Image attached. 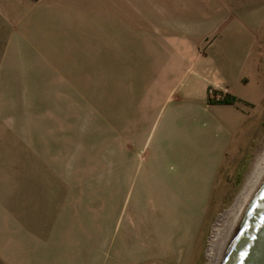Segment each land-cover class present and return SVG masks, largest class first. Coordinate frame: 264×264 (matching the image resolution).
Wrapping results in <instances>:
<instances>
[{"label": "crops", "instance_id": "obj_1", "mask_svg": "<svg viewBox=\"0 0 264 264\" xmlns=\"http://www.w3.org/2000/svg\"><path fill=\"white\" fill-rule=\"evenodd\" d=\"M49 3L46 9L49 8L50 30L57 39L63 37L62 29L66 28L65 40H95L91 36H95L97 29L96 40H112L108 56L113 63L120 59L122 44L129 52L125 79H120L121 86L113 93V172L119 193L127 196L133 206L134 217H118V226L127 218L132 234L159 237H154L151 245L141 240L145 247L139 250L140 256L145 254L146 246L171 251L168 246L174 243L177 251L187 252L190 258L197 244H203L217 213L214 193L219 172L237 133L226 121L241 122L245 117L242 108L262 100L241 92L249 82L243 72L219 75L215 45L219 40L231 58H241L249 40L251 44L258 40L249 31L251 26L260 25L258 6L248 0ZM5 9L0 11L2 40H51L44 9L37 10L33 5L29 13L25 8L20 10L18 15H28L17 19L21 20L18 24L10 21L16 18ZM60 11H66L64 21ZM86 49L81 44L82 80L89 75L85 69V64L89 65ZM100 61L104 63L106 57L100 55ZM55 65V86L65 82L71 92L81 85L82 81L76 82V86L72 81L71 64L67 63L66 73L62 65ZM115 65H121V61ZM114 75L117 77L116 72ZM85 80L83 85L88 82ZM221 85L231 88L229 95L237 99L234 104L210 102V88ZM85 92L88 94L89 86L82 89L83 95ZM229 108L235 112H228ZM25 156L33 158L19 165L18 170L0 166L2 264H11V220L20 221L24 229L23 253L34 256L41 252L42 243L49 244L59 221L67 219L68 206L72 213L74 168L57 158L67 154L52 150L41 154V150H33ZM80 184L83 190L84 183ZM79 193L83 198V191ZM35 245H39L38 250ZM73 252V246L66 248V264H73ZM27 258L31 257L25 256L22 261Z\"/></svg>", "mask_w": 264, "mask_h": 264}, {"label": "rangeland", "instance_id": "obj_2", "mask_svg": "<svg viewBox=\"0 0 264 264\" xmlns=\"http://www.w3.org/2000/svg\"><path fill=\"white\" fill-rule=\"evenodd\" d=\"M49 1L0 0V11L2 7L6 8L11 17L16 18L10 21L16 24L28 15L29 7L32 10L33 5L38 7L37 10H46L42 13H46L47 32L52 34L51 40H2L0 27V166L18 170L19 165L33 158L25 156L33 150H41V154L51 150L59 155L67 154L57 158L74 168L75 197L71 203L72 213L68 206L67 219L59 221V227L53 230L55 235L50 238L49 244L42 243L41 252L37 251L34 256L22 251L24 237L21 238V233L24 229L20 226L21 222H9L11 264H66V248L69 249V246H73L74 250L73 264H186L188 260L189 264H207V249L213 227L221 214L238 199L264 150V0H248L258 6L260 25L251 26L250 34H255L258 40L255 44L249 40L241 58H231L219 40L215 45L219 75L228 73L231 76L235 71L243 72L245 80L249 82L242 86L241 92L251 98L261 97L262 100L259 104L242 108L245 117L241 122L235 124V121L225 120L237 133L233 136L225 165L219 172L214 193L217 213L203 244H197L190 258L187 252L177 251V244L174 243L168 246L171 251L146 246L145 254L140 256L139 250L145 247L141 240L151 245L157 235L144 234L141 238L132 234L127 227V218L134 217L131 213L133 206L129 205L127 196L119 193L120 189L114 182L112 123L113 93L119 90L120 82L125 79V67L130 63L126 62L129 54L126 45L122 44L120 59L116 61H121V65H115L118 63H113L108 56L112 40H96L97 29H94L95 36H91L95 40H65L66 28L62 29L63 37L57 39L52 28L50 30L49 8L46 9ZM23 7L28 13L18 15ZM59 15L63 21L67 16L66 11ZM54 17L56 19V14ZM20 18V21L17 20ZM30 18L32 20L33 15ZM90 33L93 34V29ZM81 44L87 48L89 55V65L85 64L89 75L84 76L83 80L79 74L83 62ZM100 55L103 59L106 57L104 63L100 61ZM67 63L69 66L71 64L73 70L74 85L82 81L71 92L65 82H58L57 86L53 84L56 81L53 66L62 65L66 73ZM85 79L88 82L83 85ZM88 86V94L85 92L83 95L82 89ZM229 91L231 88L226 85L213 86L209 95L211 99L219 101L225 99ZM227 110L235 112L231 108ZM80 182L84 183L83 190ZM81 191L83 198L79 193ZM120 216L127 217L122 226H118ZM25 243L27 246L26 240ZM34 247L39 249V245ZM25 256L31 258L23 262Z\"/></svg>", "mask_w": 264, "mask_h": 264}, {"label": "water", "instance_id": "obj_3", "mask_svg": "<svg viewBox=\"0 0 264 264\" xmlns=\"http://www.w3.org/2000/svg\"><path fill=\"white\" fill-rule=\"evenodd\" d=\"M218 264H264V178L240 214Z\"/></svg>", "mask_w": 264, "mask_h": 264}, {"label": "bare ground", "instance_id": "obj_4", "mask_svg": "<svg viewBox=\"0 0 264 264\" xmlns=\"http://www.w3.org/2000/svg\"><path fill=\"white\" fill-rule=\"evenodd\" d=\"M264 178V150L256 160L252 174L233 206L217 219L209 239L207 264H218L229 237L246 204Z\"/></svg>", "mask_w": 264, "mask_h": 264}, {"label": "trees", "instance_id": "obj_5", "mask_svg": "<svg viewBox=\"0 0 264 264\" xmlns=\"http://www.w3.org/2000/svg\"><path fill=\"white\" fill-rule=\"evenodd\" d=\"M236 101H237V99L235 97L230 96V95H226L225 99L219 100V101H215V100L210 98L211 103H219V104H234Z\"/></svg>", "mask_w": 264, "mask_h": 264}]
</instances>
